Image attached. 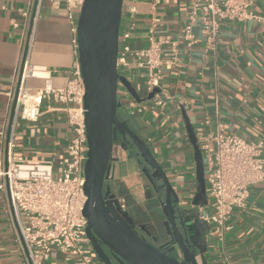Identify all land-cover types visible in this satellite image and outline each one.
<instances>
[{
	"label": "crops",
	"instance_id": "crops-1",
	"mask_svg": "<svg viewBox=\"0 0 264 264\" xmlns=\"http://www.w3.org/2000/svg\"><path fill=\"white\" fill-rule=\"evenodd\" d=\"M30 4L31 0H0V131L4 134L0 137V170L6 167L14 92L23 55L26 53L33 66L46 68L53 88L65 86L72 67L78 63L66 5L54 8L45 1L32 24L31 17L22 15L26 12L31 16ZM128 7H134L135 12L126 14ZM252 11L258 20L220 23L215 51H207L199 26L193 30L197 43L192 48L178 44L177 66L170 68L166 64L168 48H164L165 64L159 82L168 99L165 107L156 109L153 115L127 116L126 102L131 98L123 97V86L118 85V101L122 104L119 115L129 119L130 127L147 144L173 190L181 197L180 205L189 210L196 208L191 205L190 194L197 190V184L192 180L193 150L183 114L197 138L221 124L227 134L237 135L247 142H261L264 157V0H256ZM188 16L187 0H124L119 35L133 24L127 43L133 51L145 50L149 48L150 36L153 40L161 36L178 40ZM117 72L126 74L120 67ZM28 83L32 88L45 84L42 80ZM138 83L130 84L141 95ZM64 109L61 104H51L49 108L46 97L37 122L20 123L15 155L22 156L28 163L45 164H56L64 157L71 138ZM114 154V190L124 202V211L135 225L147 227L157 244L169 241L162 226L164 216L160 204L141 174L136 158L129 151L117 148ZM183 184L189 186L187 201L183 199ZM192 216L196 222L191 226L190 235L196 246L192 253L197 264H264V184L249 188L247 206L231 217L232 229L223 244L208 234L209 228L198 221L197 214ZM77 262L75 257L54 251L44 264ZM0 264H25L9 198L2 190ZM96 264H101L97 258Z\"/></svg>",
	"mask_w": 264,
	"mask_h": 264
},
{
	"label": "built area",
	"instance_id": "built-area-1",
	"mask_svg": "<svg viewBox=\"0 0 264 264\" xmlns=\"http://www.w3.org/2000/svg\"><path fill=\"white\" fill-rule=\"evenodd\" d=\"M45 1L54 8L65 4L73 35L72 44L77 53V18L84 0H31V23L38 18ZM189 16L182 27L178 40L161 36L149 37V48L133 51L128 45L129 30L119 35L117 68L130 83L138 81L141 97H147L155 88L159 93L144 102L131 99L126 102V115H153L156 109L166 105L167 95L160 87L164 48H168L166 64L175 67L179 62L178 44L188 49L197 43L193 33L199 26L207 51L216 50L217 33L222 21L244 22L258 20L252 11L256 0H187ZM135 12L126 8V14ZM31 24V26H32ZM152 33V32H150ZM151 35V34H150ZM135 70L136 73H130ZM30 80L45 82L41 88L29 86ZM45 67L33 66L26 53L23 55L15 87L13 116L10 122L6 167L0 170V190L6 191L20 250L25 264H44L54 251L75 257L76 264H96V257L86 236L87 220L83 209L87 201L84 193V164L86 162L87 138L84 122V85L79 63L74 64L65 86L53 88ZM123 88V97L130 96ZM51 104L65 106L66 119L71 130L66 155L56 164L28 163L15 155L17 130L21 122H37L45 98ZM0 131V137H3ZM203 159L205 193L207 204L197 206L198 219L208 228V234L223 244L231 231L229 221L235 212L243 211L248 202L249 188L264 184V157L262 143L247 142L243 138L224 132L217 124L215 130L207 131L197 138ZM114 148L122 150L119 143ZM114 149L105 185L114 190ZM192 180L196 185L195 173ZM196 190L190 194L193 199ZM122 210L124 202L119 200Z\"/></svg>",
	"mask_w": 264,
	"mask_h": 264
},
{
	"label": "water",
	"instance_id": "water-1",
	"mask_svg": "<svg viewBox=\"0 0 264 264\" xmlns=\"http://www.w3.org/2000/svg\"><path fill=\"white\" fill-rule=\"evenodd\" d=\"M123 2L84 0L77 18V55L84 85L83 110L88 148L84 164L86 236L101 264H197L192 253L196 246L190 235L191 226L196 222L191 209L180 205L181 197L173 190L147 144L133 132L129 119L118 113L122 107L117 96L119 84L136 102L151 100L160 91L155 88L147 97H141L117 72ZM183 120L193 150L197 184L191 205L205 206L202 155L193 126L185 114ZM117 143L122 151H129L136 158L141 174L153 184L164 216L162 226L169 238L164 244H157V239L150 234L148 237L140 235L129 213L121 209L118 196L105 185ZM140 228L144 229V226ZM168 244L170 248H166Z\"/></svg>",
	"mask_w": 264,
	"mask_h": 264
},
{
	"label": "flooded vegetation",
	"instance_id": "flooded-vegetation-1",
	"mask_svg": "<svg viewBox=\"0 0 264 264\" xmlns=\"http://www.w3.org/2000/svg\"><path fill=\"white\" fill-rule=\"evenodd\" d=\"M133 132H135L134 130H133ZM136 133V132H135ZM149 175L151 176V173H149ZM145 177V176H144ZM145 179H146V181L148 182V185H149V187L151 188V190L154 192V190H153V184L150 182V180L148 179V178H146L145 177ZM152 180L156 183L157 181H156V179L155 178H152ZM140 226L141 225H136V231L140 234V235H142V236H145V237H148L147 235L149 234V231H148V228L147 227H145L144 226V229H142V228H140ZM164 244V243H163ZM171 244V243H170ZM166 248H170V245L168 244V245H166ZM174 255V254H173ZM174 256H177V255H174Z\"/></svg>",
	"mask_w": 264,
	"mask_h": 264
},
{
	"label": "rangeland",
	"instance_id": "rangeland-1",
	"mask_svg": "<svg viewBox=\"0 0 264 264\" xmlns=\"http://www.w3.org/2000/svg\"><path fill=\"white\" fill-rule=\"evenodd\" d=\"M149 187V186H148ZM183 190L185 191V194H184V196H183V199L184 200H188V196H187V194H186V192H188V188H189V186L186 184H183ZM149 189V188H148ZM191 211H192V213L196 216V214H197V211H196V208H191Z\"/></svg>",
	"mask_w": 264,
	"mask_h": 264
}]
</instances>
